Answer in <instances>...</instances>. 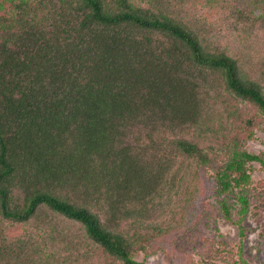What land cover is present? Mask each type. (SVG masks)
I'll list each match as a JSON object with an SVG mask.
<instances>
[{
  "label": "trees",
  "instance_id": "obj_1",
  "mask_svg": "<svg viewBox=\"0 0 264 264\" xmlns=\"http://www.w3.org/2000/svg\"><path fill=\"white\" fill-rule=\"evenodd\" d=\"M48 3L54 10L44 23L35 5ZM12 9L0 18V264H53L50 228L43 240L5 232L6 223L28 224L43 207L124 264H146L115 225L147 222L162 186L176 187L163 184L171 154L153 165L155 139L209 122L204 95L217 77L263 115L264 89L186 24L128 0H17ZM138 134L154 153L138 151ZM169 148L214 169L219 195L249 182L248 162L264 168L262 157L238 148L222 166L185 138ZM239 200L244 213L248 202ZM220 207L230 218L225 199Z\"/></svg>",
  "mask_w": 264,
  "mask_h": 264
},
{
  "label": "rangeland",
  "instance_id": "obj_2",
  "mask_svg": "<svg viewBox=\"0 0 264 264\" xmlns=\"http://www.w3.org/2000/svg\"><path fill=\"white\" fill-rule=\"evenodd\" d=\"M14 1L17 0H0V18L14 14ZM128 2L134 8L166 15L186 24L199 34L209 50L236 58L246 76L264 89V0ZM35 8L39 12L38 20L44 23L54 10L53 4L50 6L49 3L44 6L36 4ZM210 82L215 86L212 78ZM215 82L216 90L204 95L207 99L204 112L209 115V122L201 128H190L155 139V146L159 149L155 148L158 161L153 165L158 168L167 161L168 154L172 155L173 169L165 176L163 184L174 180L175 189L167 193L165 185L162 186V197L157 199L154 207H150L147 222L136 224L127 221L115 225L118 232L133 242L132 256L138 262L264 264L263 166L248 162L249 182L219 195L214 169L184 157L173 148L165 149L167 143L175 138H185L205 149L216 166L224 165L234 148L264 159V115L255 105L226 92L218 77ZM137 136L140 138L138 151L154 153L149 139L140 134ZM64 194L69 195L71 201L80 202L75 195ZM239 196H244L248 202L244 213ZM223 199L229 206L230 218L220 207ZM101 218L104 221L105 216L101 214ZM5 225L10 239L31 234L37 240H43L44 225L50 228L52 235L46 250L53 255V264H124L85 238L79 224L69 222L45 207L28 224Z\"/></svg>",
  "mask_w": 264,
  "mask_h": 264
}]
</instances>
